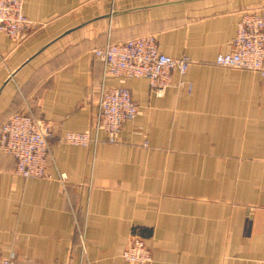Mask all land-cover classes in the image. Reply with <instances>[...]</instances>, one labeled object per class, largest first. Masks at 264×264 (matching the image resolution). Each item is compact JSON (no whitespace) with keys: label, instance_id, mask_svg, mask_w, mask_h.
I'll list each match as a JSON object with an SVG mask.
<instances>
[{"label":"crops","instance_id":"0c3cea01","mask_svg":"<svg viewBox=\"0 0 264 264\" xmlns=\"http://www.w3.org/2000/svg\"><path fill=\"white\" fill-rule=\"evenodd\" d=\"M175 1L22 0L34 26L19 43L0 33V126L29 110L53 135L44 178L0 151V259L130 264L120 253L137 234L150 264H264V75L213 63L264 0ZM145 34L188 59L189 90L176 71L161 97L144 77L103 75L95 49ZM102 84L127 87L138 115L115 143H66L89 129Z\"/></svg>","mask_w":264,"mask_h":264},{"label":"built area","instance_id":"2783aa9c","mask_svg":"<svg viewBox=\"0 0 264 264\" xmlns=\"http://www.w3.org/2000/svg\"><path fill=\"white\" fill-rule=\"evenodd\" d=\"M34 26L23 12L22 0H0V33L11 42L19 43L27 30ZM103 66V75L115 77L123 83L127 78L144 77L152 93L161 97L172 83V72L179 78L177 86L190 84L182 80L188 66L186 57H170L160 52L156 38L145 34L118 42H107L94 50ZM214 65L234 69L256 71L264 75V15L258 11L243 12L236 23L230 50L218 54ZM93 121L86 131H66L61 136L68 144L88 147L99 142V132L106 134L105 141L115 143L118 133L127 121L134 119L139 107L129 89L123 85L105 86L102 84L96 93ZM52 124L36 117L29 110L18 111L0 126V151L12 155L16 165L14 173L22 178H44L48 176L46 166L49 157V138L52 137ZM80 238L83 240V234ZM130 264H150L151 250L145 240L137 235L120 253ZM0 264H40L36 261L19 263L10 254L0 259Z\"/></svg>","mask_w":264,"mask_h":264},{"label":"water","instance_id":"95a60500","mask_svg":"<svg viewBox=\"0 0 264 264\" xmlns=\"http://www.w3.org/2000/svg\"><path fill=\"white\" fill-rule=\"evenodd\" d=\"M183 1H196V0H177L175 2H183ZM118 13V11L116 10V8H112L108 13H106V15H103V17H107V18H111L113 17L114 15H116ZM97 19V17L95 18ZM89 23V21H88ZM83 26V25H82ZM73 29H69L65 32H63L62 34L58 35L55 39H53L52 42H56L62 38H64L67 34H69ZM14 74H15V70L13 71H10L9 74H8V77H7V80H10V79H13L14 77Z\"/></svg>","mask_w":264,"mask_h":264}]
</instances>
